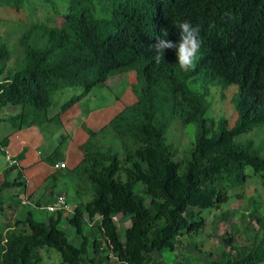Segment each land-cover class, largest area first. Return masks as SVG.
<instances>
[{
	"label": "trees",
	"instance_id": "trees-1",
	"mask_svg": "<svg viewBox=\"0 0 264 264\" xmlns=\"http://www.w3.org/2000/svg\"><path fill=\"white\" fill-rule=\"evenodd\" d=\"M25 1L0 0V7L20 13ZM66 7L60 24L32 23L25 29L14 68L7 65L13 50L0 43V109L20 107L11 117L15 129L33 128L38 118L52 120L47 111L59 91L82 87L83 93L65 106L70 108L130 70L138 82L136 101L102 128L83 126L89 138L80 145L81 161L69 171L81 201L66 216L81 245L69 242L60 227L66 214L39 220L29 210L24 218L0 223V264H45V248L59 252L60 264H152L154 253L173 251L182 237L204 230L202 211L225 205L231 188H236L233 195L244 192L239 186L248 179L264 178V145L257 150L253 141L237 140L256 129L264 134V0H66ZM182 20L200 26L202 44L194 66L181 69L176 49H166L157 64L153 46L163 38L162 30L177 42L173 21ZM199 79L204 92L190 87ZM232 85L238 88L235 125L226 118L210 121L206 98L211 88ZM175 118L196 127L189 156L181 157L166 143ZM9 144V138L0 143ZM26 152L23 148L13 158L17 164L2 174L0 217L6 218L11 204L5 192L27 188L19 165ZM64 160L58 149L48 157L53 167H64L47 178L46 194L67 170ZM37 199L39 209L52 201L43 206ZM250 203L249 222L258 226L253 242L235 246L233 237L224 238L228 251L222 261L213 257L212 264H264V210L253 199ZM117 218L129 219L123 235ZM85 224L93 240L85 236Z\"/></svg>",
	"mask_w": 264,
	"mask_h": 264
},
{
	"label": "rangeland",
	"instance_id": "rangeland-1",
	"mask_svg": "<svg viewBox=\"0 0 264 264\" xmlns=\"http://www.w3.org/2000/svg\"><path fill=\"white\" fill-rule=\"evenodd\" d=\"M66 11V0H54V2L53 0H26L24 9L20 13L0 7V43L8 45L14 53L12 60L7 64L8 67L14 68L21 57L20 37L30 24L58 25ZM137 84L133 70L123 75L113 76L105 86L93 89L89 95L70 108H65V106L74 97L81 95L83 89L82 87H67L53 97V104L47 111V117L52 120L47 121L45 117H41L37 120V126L19 131L15 129L17 126L13 124L11 117L19 113L21 108L9 106L0 109V143L9 138L10 144L6 149L12 159L23 148L27 149L25 158L19 163L23 169L24 179L27 181V188L5 192V200L7 203L11 200V204L6 206V218L0 217V223L14 222L18 218H24L29 210L34 212L37 219L44 220L51 213L45 208L35 207L37 198L42 199L43 206L50 203L51 199L53 201L57 194H64L73 207L81 201L75 194V182L71 180L69 171L81 161L80 145L89 138L83 126L99 129L106 125L125 106L136 101L133 89ZM190 87L193 90L204 92L206 86L199 79L190 81ZM237 91L238 88L233 85L227 88H211V93L206 98L208 107L206 117L210 121L226 118L230 125L234 126L238 116L234 109L233 98ZM57 122H61L62 125L59 126L61 123ZM256 132L257 129L250 134L238 137L237 140L244 141V143L253 141L254 148L259 150L260 146L264 145V134L261 136V131L258 132L259 134ZM195 137L194 124L183 126L180 119L175 118L171 120L167 128L166 143L178 149L181 157L189 156ZM57 149L64 155L67 170L60 171L63 176L46 194L48 185H51V181L48 182L47 178L58 170L49 164L47 159ZM116 149L119 150V147ZM8 165L7 155L0 151V180ZM247 173L252 174V170L249 169ZM17 175L18 170L11 174V179ZM239 187L240 190L245 187V191H237L233 195L236 188H231L229 190L230 200L225 205L202 211L201 216L206 223L204 230L197 235L182 237L181 243L173 251L165 250L160 254L154 253L151 256L152 264H212L213 257L217 256L222 261V252L228 251L225 248L224 238L233 237L235 246L251 244L258 226L256 223H250L248 219L254 206L250 200L256 201V204L264 210V178H250L245 185ZM238 193H243V197L238 198ZM27 198L31 204L23 203ZM69 215L71 214L64 216L60 227L65 231L69 242L79 247L82 237L69 225L66 217ZM121 233L123 235L122 231ZM84 234L93 240L94 234L88 224L84 225ZM42 252L45 264H60L61 257L56 249L45 248Z\"/></svg>",
	"mask_w": 264,
	"mask_h": 264
},
{
	"label": "clouds",
	"instance_id": "clouds-1",
	"mask_svg": "<svg viewBox=\"0 0 264 264\" xmlns=\"http://www.w3.org/2000/svg\"><path fill=\"white\" fill-rule=\"evenodd\" d=\"M173 23L178 29L179 40L177 42H174L168 39L167 29L162 30L163 38H158L157 43L153 46L155 54L152 58L157 64H159L163 60L166 49H176L178 66L181 69L187 70L194 66L195 60L197 59L201 49L202 41L200 38V26L194 25L191 21L188 20L173 21ZM0 147L1 149L6 151L8 159V156H10V154L7 152V149L2 147L1 145ZM28 204H31V202L29 201Z\"/></svg>",
	"mask_w": 264,
	"mask_h": 264
},
{
	"label": "built area",
	"instance_id": "built-area-1",
	"mask_svg": "<svg viewBox=\"0 0 264 264\" xmlns=\"http://www.w3.org/2000/svg\"><path fill=\"white\" fill-rule=\"evenodd\" d=\"M8 161L9 163L12 164H17L16 161H14L10 156H8ZM57 169H60L64 167V164H57L55 166ZM23 203H29L28 198L23 201ZM46 211L49 213H56V212H63L64 214H73L74 213V207L71 205L69 202L68 198L64 194H57L52 203L47 205L45 207ZM92 225V224H90Z\"/></svg>",
	"mask_w": 264,
	"mask_h": 264
},
{
	"label": "crops",
	"instance_id": "crops-1",
	"mask_svg": "<svg viewBox=\"0 0 264 264\" xmlns=\"http://www.w3.org/2000/svg\"><path fill=\"white\" fill-rule=\"evenodd\" d=\"M117 221H118V224H119V226H120V228L122 230H124L125 228H127L129 226V224H130L129 219L123 220V218H117Z\"/></svg>",
	"mask_w": 264,
	"mask_h": 264
}]
</instances>
